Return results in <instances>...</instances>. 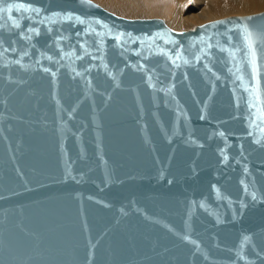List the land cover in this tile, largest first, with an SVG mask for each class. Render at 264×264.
Here are the masks:
<instances>
[{
	"label": "water",
	"instance_id": "obj_1",
	"mask_svg": "<svg viewBox=\"0 0 264 264\" xmlns=\"http://www.w3.org/2000/svg\"><path fill=\"white\" fill-rule=\"evenodd\" d=\"M0 264H264V12L0 0Z\"/></svg>",
	"mask_w": 264,
	"mask_h": 264
},
{
	"label": "bare ground",
	"instance_id": "obj_2",
	"mask_svg": "<svg viewBox=\"0 0 264 264\" xmlns=\"http://www.w3.org/2000/svg\"><path fill=\"white\" fill-rule=\"evenodd\" d=\"M104 8L114 11L123 17H163V23L175 32H193L208 25L203 22L258 15L254 11L264 9V0H95ZM253 14H249L252 13ZM244 13V15L242 14ZM240 14V15H236ZM217 21V20H216ZM210 22V23H212ZM202 25L197 27L198 24ZM197 27V28H196Z\"/></svg>",
	"mask_w": 264,
	"mask_h": 264
},
{
	"label": "rangeland",
	"instance_id": "obj_3",
	"mask_svg": "<svg viewBox=\"0 0 264 264\" xmlns=\"http://www.w3.org/2000/svg\"><path fill=\"white\" fill-rule=\"evenodd\" d=\"M93 1H95V0H93ZM95 2H96V1H95ZM96 3L99 4V2H96ZM99 5H100V4H99ZM101 6L104 7L102 4H101ZM105 9H106V8H105ZM107 10H109V9H107ZM109 11H111V10H109ZM262 11H264V9H261V10H259V11H254V13H259V12H262ZM111 12L115 13V14L118 15V16H122V15H120V14L114 12V11H111ZM242 14L244 15V13H242ZM249 14H253V12H252V13H249ZM236 15H240V14H236ZM245 15H248V13L245 14ZM228 16L230 17V16H234V15H228ZM228 16H226V17H228ZM122 17H123V16H122ZM224 17H225V16L220 17V19H222V18H224ZM226 17H225V18H226ZM125 18H127V17H125ZM138 18H140V17H138ZM147 18H153V17H147ZM154 18H155V17H154ZM158 18L164 19L163 17H158ZM129 19H136V17H131V18H129ZM216 20H218V18L213 19V21H216ZM210 22H212V21H209V22H208V20H206V21L203 22V25H204V24H207V23H210ZM201 25H202V23H201V24H198L197 27H200ZM203 25H202V26H203ZM197 27H196V28H197ZM185 30H186V29H185ZM185 30H183V31H181V32H186Z\"/></svg>",
	"mask_w": 264,
	"mask_h": 264
},
{
	"label": "snow or ice",
	"instance_id": "obj_4",
	"mask_svg": "<svg viewBox=\"0 0 264 264\" xmlns=\"http://www.w3.org/2000/svg\"><path fill=\"white\" fill-rule=\"evenodd\" d=\"M21 7H24L23 5H21ZM10 10V9H9ZM251 37V33H249V38ZM255 198V197H254Z\"/></svg>",
	"mask_w": 264,
	"mask_h": 264
}]
</instances>
